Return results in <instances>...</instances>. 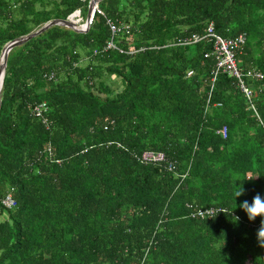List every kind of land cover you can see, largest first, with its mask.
Segmentation results:
<instances>
[{"label": "trees", "instance_id": "trees-1", "mask_svg": "<svg viewBox=\"0 0 264 264\" xmlns=\"http://www.w3.org/2000/svg\"><path fill=\"white\" fill-rule=\"evenodd\" d=\"M98 6L87 31L54 25L7 54L0 264H264L261 218L240 208L264 197V0ZM87 8L0 0V56L7 42ZM210 22L225 37L245 34L237 64L263 74L243 77L251 102L226 73L211 89L212 42L189 39ZM109 39L117 48L105 49ZM145 150L164 160L142 162Z\"/></svg>", "mask_w": 264, "mask_h": 264}, {"label": "built area", "instance_id": "built-area-1", "mask_svg": "<svg viewBox=\"0 0 264 264\" xmlns=\"http://www.w3.org/2000/svg\"><path fill=\"white\" fill-rule=\"evenodd\" d=\"M87 1L89 3L92 0H87ZM94 12L101 13L98 3L94 5L92 15H94ZM68 19L74 21L77 25L80 24L84 20L80 15L79 9L74 10L68 16ZM108 24H109L112 34L118 31L117 27L114 24H112L111 21L108 20ZM81 29H84V26H81ZM205 38L210 39L212 42V48H211L210 53L205 54V56L211 55L214 60V67L212 70V77H211V89H212L213 82L216 79L217 74L219 72L226 73L227 75L232 76L236 79V81L238 82L239 88L243 92L244 96L247 98V100H250L251 102L252 89L248 88L244 84L243 77L248 76V77L261 79L263 77V74L255 70V68L248 69L245 71L243 68H241L237 64L236 53L237 52L240 53L243 46L246 43L245 34L239 33L233 37H225L215 32L213 28V24L212 22H210L207 24L203 35L199 36L197 34H193L191 35L189 39L191 40V42L194 43V42L200 41ZM108 48L110 49L117 48L112 39H109L106 42L105 49H108ZM188 74H190V72ZM209 97H210V92H209ZM220 132L223 136H225L226 129L222 128ZM164 157H165L164 154L160 151L145 150L142 152L140 160L145 163H156V162H162L164 160ZM167 168L171 170L174 168V165L172 163H168ZM14 204H15V201L9 194L6 195L2 199V205L7 209L13 207ZM213 213H214V209L208 208V209H198L197 211H195L194 214L200 217H204L207 215L210 216Z\"/></svg>", "mask_w": 264, "mask_h": 264}, {"label": "water", "instance_id": "water-1", "mask_svg": "<svg viewBox=\"0 0 264 264\" xmlns=\"http://www.w3.org/2000/svg\"><path fill=\"white\" fill-rule=\"evenodd\" d=\"M99 1H101V0H92V1H90L88 3L87 15L85 17V22L83 24L84 29H81V26H78L74 21L68 19V17L65 18V19H52V20H49L48 22H46L45 24H43L38 29H36V30L26 34V35L17 37L15 39L7 42L4 45V47H3L2 51H1V56H0V90H1L3 77H4V72H5L7 54L9 53V51L13 47L20 45L21 43L29 40L30 38L40 34L42 31H44V30H46V29H48V28H50L51 26H54V25L65 26L67 28H70V29H73V30H76V31H79V32L87 31V29L90 26V22L92 20L93 7H94L95 4L99 3Z\"/></svg>", "mask_w": 264, "mask_h": 264}, {"label": "clouds", "instance_id": "clouds-1", "mask_svg": "<svg viewBox=\"0 0 264 264\" xmlns=\"http://www.w3.org/2000/svg\"><path fill=\"white\" fill-rule=\"evenodd\" d=\"M83 19L85 20V17H83ZM255 177H257V176H255ZM255 177L245 175L243 178H241L239 180H242V181L243 180H252ZM244 192H245V190L241 186V187H238V189L235 191L234 195H235V197H239V196L243 195ZM240 208L246 213L249 221H254L257 217L261 218L260 226L257 230L256 237H257V241H258L259 246L264 247V197H262L260 195V193H256L253 196L251 203H249L248 200H244L241 202ZM236 219H238V217Z\"/></svg>", "mask_w": 264, "mask_h": 264}, {"label": "rangeland", "instance_id": "rangeland-1", "mask_svg": "<svg viewBox=\"0 0 264 264\" xmlns=\"http://www.w3.org/2000/svg\"><path fill=\"white\" fill-rule=\"evenodd\" d=\"M87 10H88V8H87ZM87 10L85 11H83V17H86V15H87ZM84 22H85V20H83L80 24H78V26H83V24H84ZM114 81H115V83H114V86L113 87H117V85H118V80L117 79H115V77H114Z\"/></svg>", "mask_w": 264, "mask_h": 264}]
</instances>
